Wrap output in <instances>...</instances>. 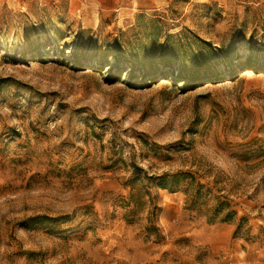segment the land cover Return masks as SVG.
<instances>
[{"label": "rangeland", "instance_id": "obj_1", "mask_svg": "<svg viewBox=\"0 0 264 264\" xmlns=\"http://www.w3.org/2000/svg\"><path fill=\"white\" fill-rule=\"evenodd\" d=\"M0 264H264V0H0Z\"/></svg>", "mask_w": 264, "mask_h": 264}, {"label": "trees", "instance_id": "obj_2", "mask_svg": "<svg viewBox=\"0 0 264 264\" xmlns=\"http://www.w3.org/2000/svg\"><path fill=\"white\" fill-rule=\"evenodd\" d=\"M177 73L182 76V74H184V71L180 69ZM229 217H230V214L227 213L224 217L220 218V220H228Z\"/></svg>", "mask_w": 264, "mask_h": 264}]
</instances>
